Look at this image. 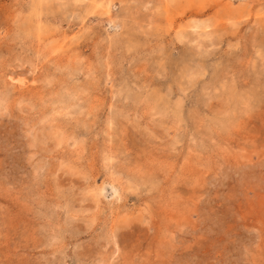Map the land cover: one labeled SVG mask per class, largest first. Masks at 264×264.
Instances as JSON below:
<instances>
[{"label": "rangeland", "instance_id": "rangeland-1", "mask_svg": "<svg viewBox=\"0 0 264 264\" xmlns=\"http://www.w3.org/2000/svg\"><path fill=\"white\" fill-rule=\"evenodd\" d=\"M0 264H264V0H0Z\"/></svg>", "mask_w": 264, "mask_h": 264}]
</instances>
